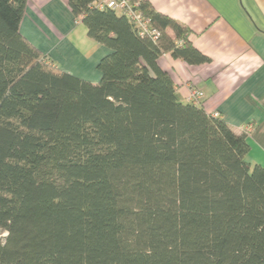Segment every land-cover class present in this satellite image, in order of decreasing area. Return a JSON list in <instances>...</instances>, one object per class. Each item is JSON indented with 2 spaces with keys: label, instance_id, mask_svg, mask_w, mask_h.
Returning <instances> with one entry per match:
<instances>
[{
  "label": "trees",
  "instance_id": "1",
  "mask_svg": "<svg viewBox=\"0 0 264 264\" xmlns=\"http://www.w3.org/2000/svg\"><path fill=\"white\" fill-rule=\"evenodd\" d=\"M97 1L67 0L111 49L92 83L22 34L27 0H0V264H264L250 132L159 64L209 57L150 1L134 0L157 38Z\"/></svg>",
  "mask_w": 264,
  "mask_h": 264
},
{
  "label": "crops",
  "instance_id": "2",
  "mask_svg": "<svg viewBox=\"0 0 264 264\" xmlns=\"http://www.w3.org/2000/svg\"><path fill=\"white\" fill-rule=\"evenodd\" d=\"M191 30L190 39L209 62L191 65L164 54L160 66L172 76L185 102L201 88V105L237 133L246 125L250 160L264 166V0H148ZM22 34L62 70L99 82L100 59L111 49L92 38L67 0H27Z\"/></svg>",
  "mask_w": 264,
  "mask_h": 264
},
{
  "label": "built area",
  "instance_id": "3",
  "mask_svg": "<svg viewBox=\"0 0 264 264\" xmlns=\"http://www.w3.org/2000/svg\"><path fill=\"white\" fill-rule=\"evenodd\" d=\"M99 8H111L120 14L126 15L133 20L138 26L141 27L142 32L150 31L153 38H157L159 32L150 28L149 21L144 18L141 11L137 9L139 2L134 0H98L96 2ZM190 102L194 104H201L205 99V93L201 88L194 87L189 95ZM253 124L246 125L245 130L251 132L253 130Z\"/></svg>",
  "mask_w": 264,
  "mask_h": 264
}]
</instances>
